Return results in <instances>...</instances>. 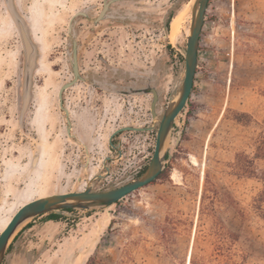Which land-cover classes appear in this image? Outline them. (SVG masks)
Returning a JSON list of instances; mask_svg holds the SVG:
<instances>
[{"label":"rangeland","instance_id":"1","mask_svg":"<svg viewBox=\"0 0 264 264\" xmlns=\"http://www.w3.org/2000/svg\"><path fill=\"white\" fill-rule=\"evenodd\" d=\"M105 1L13 0L37 47L21 122L25 52L0 0V234L35 199L82 191L90 182L95 191L114 189L150 163L159 121L185 77L190 3L175 42L170 22L190 0H125L98 24L76 18L84 80L64 94L71 137L59 100L73 79L68 26L77 12L97 18ZM150 88L159 92L157 119ZM125 126L153 129L117 135L119 153L110 138ZM263 129L264 0H210L194 89L159 179L110 207L29 221L4 264H190L193 248L212 251L201 239L222 227L240 236L234 248L246 255L243 264H264V211L253 207L263 184L234 168L238 154L254 157L253 139ZM254 163L256 174L264 171V160Z\"/></svg>","mask_w":264,"mask_h":264},{"label":"water","instance_id":"2","mask_svg":"<svg viewBox=\"0 0 264 264\" xmlns=\"http://www.w3.org/2000/svg\"><path fill=\"white\" fill-rule=\"evenodd\" d=\"M121 1L125 0L105 1L101 12L95 19H91L86 12H77L72 17L69 23L68 34L72 41L71 62L73 79L61 86L59 90V100L60 107L66 114V118L68 121L67 132L71 137H74L72 135V123L70 121L71 113L65 106L64 94L67 90L74 87L79 81L84 80L79 68V47L77 36L74 33V22L76 18L83 16L91 20L94 24H98L99 22L108 18L110 6L115 2ZM5 2L16 26L19 29L25 52V71L23 85L24 103L21 112V122H23L31 99L37 47L33 41V38L31 37L29 28L25 20L17 12L13 0H5ZM209 3L210 0H194V4L192 6L191 28L187 39V48L184 53L185 77L176 96L172 99L161 120L159 121L154 153L144 173L139 178L114 189L95 191L93 189L92 182H90L88 186L82 191L52 194L27 203L15 213V215L8 223L7 227L0 234V264H4L8 249L12 241L17 236L19 229L29 221L51 213L63 215L68 213V210H93L110 207L118 201L152 184L159 179L165 169V161L167 157V142L172 134L178 116L186 109V106L194 89L195 77L198 69L201 35L205 24ZM150 90L153 95V100L151 102V114L153 118L157 119L159 92L156 88H150ZM142 91L144 92L145 90H139L138 92ZM151 129L153 128L125 126L112 134L110 138V144L119 153H121V150L118 147H115L113 144V139L115 138V136L123 132H144ZM98 177L102 176L100 175Z\"/></svg>","mask_w":264,"mask_h":264},{"label":"trees","instance_id":"3","mask_svg":"<svg viewBox=\"0 0 264 264\" xmlns=\"http://www.w3.org/2000/svg\"><path fill=\"white\" fill-rule=\"evenodd\" d=\"M173 18V16H172ZM182 58V56H181ZM254 147L255 153L254 157L251 159L249 155L246 154H238L236 157V164L234 166L235 171L238 174L249 176L250 178H256L260 180L263 184L262 191L258 194V196L254 200L253 207L257 212L264 211V171L256 174L255 160H264V129L263 131L255 138ZM162 175V174H161ZM203 197V202H204ZM206 205L204 204V207ZM67 212H73V210H68ZM45 216V215H44ZM50 221H58L59 219L64 218L62 215L58 214H47L46 215ZM22 232L19 233L13 243L10 245L8 252L14 250L15 246L19 242L20 236ZM240 236L234 232H230L225 230L222 227V230L215 232L213 238H203L201 241L208 240L213 245L212 251L210 250H202L198 247H194L190 264H243L245 261L246 255L239 253V251L235 250L234 245L239 242ZM238 258L241 260L239 261Z\"/></svg>","mask_w":264,"mask_h":264},{"label":"bare ground","instance_id":"4","mask_svg":"<svg viewBox=\"0 0 264 264\" xmlns=\"http://www.w3.org/2000/svg\"><path fill=\"white\" fill-rule=\"evenodd\" d=\"M193 4H194V0H192L191 1V3H190V7H191V15H192V6H193ZM184 18H185V15L184 14H180V15H178V16H176V18L174 19V21H173V24H172V32H171V40L172 41H177V39H178V37H179V35H180V33H181V30H182V24H183V21H184ZM30 20H28L27 19V22L29 23V27H30V30H31V32L33 33V35H34V37H35V34H34V31H33V27H32V25H31V23L29 22ZM33 24V23H32ZM35 41L39 44V42L36 40V38H35ZM39 159H41V156H38V158H33V161H34V163H33V161H32V166L33 167H36V163H37V161L39 160ZM197 160V159H196ZM37 168V167H36ZM42 198V197H41ZM36 200V199H35ZM26 205V204H25Z\"/></svg>","mask_w":264,"mask_h":264},{"label":"flooded vegetation","instance_id":"5","mask_svg":"<svg viewBox=\"0 0 264 264\" xmlns=\"http://www.w3.org/2000/svg\"><path fill=\"white\" fill-rule=\"evenodd\" d=\"M191 1L192 0H190V1H188L186 4H184L179 10H178V12L181 10V9H183L185 6L187 7L188 6V4L189 3H191ZM186 7L182 10V11H180L177 15L175 14L174 15V17L172 18V20H171V22H170V35H169V38L171 39V32H172V24H173V21H174V19L176 18V16H178L180 13H182L185 9H186ZM178 40V39H177ZM172 41V40H171ZM150 93H151V90L149 91ZM38 119H40V114H37V116H36V121H38ZM119 135V134H118ZM116 137V136H115ZM114 148V147H113ZM38 162V161H37ZM34 163V162H33ZM49 196V195H48Z\"/></svg>","mask_w":264,"mask_h":264}]
</instances>
